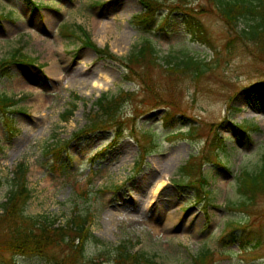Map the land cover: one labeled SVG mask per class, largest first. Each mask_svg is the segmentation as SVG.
I'll use <instances>...</instances> for the list:
<instances>
[{
	"label": "rangeland",
	"instance_id": "obj_1",
	"mask_svg": "<svg viewBox=\"0 0 264 264\" xmlns=\"http://www.w3.org/2000/svg\"><path fill=\"white\" fill-rule=\"evenodd\" d=\"M32 2L0 0V14L6 15L0 18V60H11L19 47L36 59L33 64L15 60L0 70V94L22 96L9 114L19 132H11L0 110V203L12 170L25 161L28 214L65 222L75 211L90 210L96 235L113 245L127 241L133 251L162 264H193L203 248L214 251L215 264H264V193L246 211L233 205L242 200L239 174L263 164L264 42L243 37L246 22L229 24L208 0L181 1L201 23L197 35L178 11H160L149 27L135 24L133 16L144 9L140 0ZM64 25L83 26L95 43L118 55L151 39L161 63L139 72L147 71L152 88L138 75L125 77L121 65L78 39L65 37ZM190 56L208 65L167 68H182L180 61ZM53 65L60 73H53ZM97 79H108L107 86L91 90ZM120 91L135 92L122 109L123 136L114 142L113 128L76 138L95 100ZM73 92L84 100L65 122L61 114L74 101ZM218 138L224 149L210 145ZM53 141L67 146L52 154ZM191 155L198 163L194 175L202 166L207 178L204 187L174 181ZM108 211L119 218H108ZM7 238L0 231V242ZM102 249L90 242L88 254ZM0 264L50 263L0 244Z\"/></svg>",
	"mask_w": 264,
	"mask_h": 264
},
{
	"label": "trees",
	"instance_id": "obj_2",
	"mask_svg": "<svg viewBox=\"0 0 264 264\" xmlns=\"http://www.w3.org/2000/svg\"><path fill=\"white\" fill-rule=\"evenodd\" d=\"M26 1L30 4L33 3L32 0ZM181 1L184 0L167 4L163 0H140L144 9L140 14L134 15L132 20L137 25L149 27L156 20L160 11L167 10L168 13L178 11L184 14L189 30L197 35L196 28L199 29L201 23L193 17L189 7ZM208 1L229 24L235 25L241 20L246 22V26L243 28V37L257 43L264 42V0ZM2 17H6V15L0 14V18ZM190 17L194 18L196 22L192 24ZM61 32L65 37L76 38L83 45L93 48L102 58L113 60L121 65L126 71L125 77H130L132 74L138 75L141 77L142 84H147V89L152 88L147 71L139 72L145 67L148 69L149 66L153 67L161 63L159 50L151 39L145 38L141 44L133 46L128 54L118 55L112 52L108 45L101 47L95 43L91 34L81 25L74 29L64 25ZM22 51L23 48L19 47L15 50L11 60L1 59L0 70L15 60L26 64H33L36 61L34 57H28ZM180 63L183 64L182 68L178 67L180 64H177V67L169 65L167 68L169 71H185L208 65L207 62L193 56L181 60ZM132 96H135V92L120 91L114 94L103 92L95 100L94 109L87 115L88 120L85 126L75 132V137L79 138L81 135L114 128V142L118 141L123 136L122 109ZM72 98L74 101L61 114L62 121H69L77 109V101L84 100L75 92L72 93ZM21 101L22 96L0 94V110L4 113V120L12 133H17L19 130H14L9 114L16 111L14 107ZM179 133L188 136L183 131ZM62 145L63 147H61ZM210 145L217 146L216 150L225 148L224 140L221 138L213 140ZM48 146L52 154H58L67 144L53 141ZM195 159L196 156L191 155L179 167L177 178L174 181L187 179L189 185L194 182L200 183L203 187L206 185L208 181L202 171V166H200L198 174L194 175L198 166ZM28 170L29 166L25 161L16 164L12 175L7 180L8 189L5 199L0 203V231H6L8 235L7 243L0 242L4 249L16 255L39 256L50 264H162L146 252L133 251L127 241L113 245L97 236L91 228L95 214L90 210L75 211L65 222H60L46 214L31 215L26 213V207L31 198V189L28 187L27 180ZM237 180L242 200L233 205L246 211L255 205L254 202L258 195L264 193V155L263 164L259 170L255 172L244 170L239 174ZM2 184L0 178V186ZM90 242L102 245L103 249L97 253L88 254ZM193 264H215L214 251L210 248L201 249L193 256Z\"/></svg>",
	"mask_w": 264,
	"mask_h": 264
},
{
	"label": "bare ground",
	"instance_id": "obj_3",
	"mask_svg": "<svg viewBox=\"0 0 264 264\" xmlns=\"http://www.w3.org/2000/svg\"><path fill=\"white\" fill-rule=\"evenodd\" d=\"M50 53H52V50H50ZM53 73H60L58 65H53ZM107 82H108V79H105V80H102V79L98 80L97 79L92 83L93 88H91V90H95L94 88H96V89L105 88L108 84ZM86 94H88V93H86ZM166 182H167V179L165 177L164 179H162L161 181H159L156 184L153 192L156 194L165 185ZM107 216L110 219H116L117 220L120 215L117 212L115 213L113 211H108Z\"/></svg>",
	"mask_w": 264,
	"mask_h": 264
}]
</instances>
